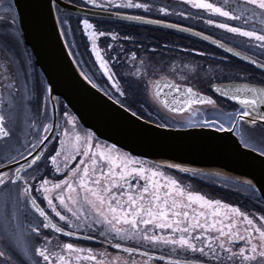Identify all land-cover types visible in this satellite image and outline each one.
Here are the masks:
<instances>
[{"label":"snow or ice","instance_id":"snow-or-ice-1","mask_svg":"<svg viewBox=\"0 0 264 264\" xmlns=\"http://www.w3.org/2000/svg\"><path fill=\"white\" fill-rule=\"evenodd\" d=\"M84 4L94 7H100L105 10L115 6L117 9H143L151 11L152 6L147 3H138L135 0H123V2L114 4V0H105L104 3H98V0H83ZM193 8L203 9L214 13L220 17L230 20H243L244 24L248 23L245 13L252 11L253 16L259 14L264 17V0H244L242 5H237L239 13L232 10H226L222 6H217L209 0H184ZM11 13V5L5 10ZM159 11L168 14V9L160 8ZM119 15V13H117ZM183 15V13H180ZM129 20H140L147 24H162L161 20L145 19L142 16L123 17ZM64 23V22H62ZM83 25L82 31L92 41V53L96 55L103 74L108 80L113 81L112 87L120 96L126 94L119 81L116 79V73L112 72L109 67V60H120L121 55L128 56L130 50L123 47L116 49L113 45L109 48L116 52V56H109L106 60L96 49L95 37L97 34L104 36L105 33L100 31H89L94 28L89 19L85 18L80 21ZM209 25L215 24L220 29H225L229 33L238 34L240 36L254 39L259 42L258 47L264 54V34L256 30H245L244 27L232 26L229 23H217L213 19L207 21ZM169 28H178L180 31H191L188 28H180L176 24L166 25ZM0 30H7L9 42L18 40L15 29V16H0ZM201 35L200 33H195ZM67 35V31L65 32ZM116 39L117 37H113ZM125 40L134 41L132 36H125ZM203 39L208 40L210 37L204 36ZM218 43L217 41H212ZM218 47L224 48L222 42L218 43ZM152 49L151 52H155ZM232 52V48L226 49ZM239 55V53H235ZM203 56L205 53L201 52ZM133 62L137 59V53L131 52ZM152 57L147 59L141 58V66L148 65ZM249 62L256 65L257 68L264 71V62H258L256 59L249 58ZM217 63H222L217 62ZM115 65H113L114 67ZM161 71L168 70L169 74H179L181 79H187L191 73L201 70V66L190 67L187 64L177 66L171 63L161 65ZM209 71L222 72L223 69L213 68ZM85 79L95 88L97 84L85 74ZM145 79L144 75L140 76V83ZM166 83V81H165ZM133 85L130 83L129 88ZM159 83L157 84V88ZM177 91L180 89L175 85ZM50 92V89H44ZM215 91L222 96L230 98L237 102L240 106L233 113H228L227 122L229 123V132H236L239 143L252 152H258L264 157V87H257L244 83L241 86L233 88L221 89L219 85L215 86ZM107 95L108 92L106 91ZM186 99L183 100L180 107L173 110L176 112L183 111L185 108L191 109L192 105H210L216 107L217 101L211 97H205L192 88L184 90ZM111 99V96H109ZM118 103H123L119 100ZM180 103V102H177ZM137 113L132 112L135 116ZM65 117L68 113L64 112ZM66 124H71L72 128L67 127L63 130V136L66 139H60V149L52 151H44L43 145L49 140V136L42 138L37 137L36 143L31 149H27L28 155L19 152L18 149H10L6 153H0V197L6 200L9 197L14 198L12 202L19 207L23 205L25 208L30 206L34 213L38 214L40 220L35 227L31 228L32 233L37 239H43L44 245L37 246L32 249L31 245L24 242L14 233H8L7 240L10 249H21L24 254L32 252L34 264H39L42 258L44 264H70V257H66L63 253L66 249L71 252H83V249L75 248L73 243H66L60 252H56L49 247L51 240L45 235L43 229H54L56 233H62L66 236H73L76 231L88 229L95 232L109 246L127 254V258L116 256L112 258L107 252L101 253V256H107L108 259H98L97 255L92 254V250L88 249L87 259L95 261V264H143V261L134 258L135 255L148 257L152 259L148 251L141 252L139 247L125 246L128 243L136 245H150L153 248L161 246H170L173 251L179 250L187 254H199L200 258L195 261L169 260L168 264H264V214L257 218L242 212L239 208L224 204L223 207L229 210L223 218L219 217L216 209L220 208L221 201L206 199L204 195L187 191L181 186V182L176 178L166 175L159 169L162 167L174 168L182 173L196 174V170L183 167L179 164L152 165L145 167V162L139 161L137 158L128 153H119L115 145L101 146L95 143L94 133L84 131L81 135L76 132L75 117L66 120ZM219 126L220 130H225L223 123L219 120L204 121L205 127L214 125ZM161 126H166L161 125ZM59 125H43L45 132H49L50 128H56ZM74 136L75 143H72ZM11 137L10 131L6 128V116L0 114V139L7 142ZM97 149L94 151L93 149ZM102 149V150H101ZM117 153V154H114ZM17 156L24 160L20 163ZM63 156V160L58 159ZM70 161H78L74 166H70ZM53 167L49 168L48 164ZM15 165V167H13ZM43 165V170L41 166ZM63 171H62V166ZM50 172L60 173L61 176H54L52 179L47 178ZM160 177L161 179H156ZM35 182V183H34ZM247 185L254 188L252 181H245ZM51 187H48V186ZM55 190L54 195H49ZM39 192L42 199L38 203V198L34 193ZM186 197V199H185ZM62 206L67 213L62 214L58 210V204ZM46 202L47 207L51 209L55 217L59 221H63L65 227L69 230L65 232V227H58L57 224L51 223V217L40 204ZM194 204H199L201 209L212 208L210 213L204 210L196 211ZM227 220V223H225ZM243 225L242 231L238 229L237 223ZM143 225V227H141ZM75 230V231H74ZM159 230V232H157ZM87 239L94 238L87 236ZM242 242L243 246H238ZM0 264H8L11 259L6 251H0ZM77 256V259H80ZM161 260L164 257H160Z\"/></svg>","mask_w":264,"mask_h":264},{"label":"flooded vegetation","instance_id":"flooded-vegetation-1","mask_svg":"<svg viewBox=\"0 0 264 264\" xmlns=\"http://www.w3.org/2000/svg\"><path fill=\"white\" fill-rule=\"evenodd\" d=\"M66 1L78 6L91 9L119 13L129 16H142L148 19L161 20L163 22L185 26L210 35L248 55L249 57L256 59L258 62H264V54H262V50L258 47L259 42L255 41L254 39L249 40V38L240 36L238 34L229 33L225 29L218 28L215 24L209 25L207 23L209 19H213L217 23H229L232 26L244 27L245 30H256L261 34H264V17L259 14V10H257V14L255 16H253L251 10L245 13L246 18L248 19V23L244 24L243 20H230L228 18L220 17L203 9L193 8L190 4L185 3L184 0H135V2L138 3L150 4L152 6L151 11H145L143 9L135 8L117 9L115 6L105 10L103 8L94 7L91 5L86 6L83 0ZM104 2L105 0H98V3ZM121 2H123V0H114V4H118ZM209 2L214 3L217 6H222L226 10H232L238 14L239 9L237 8V5H242L244 3V0H209ZM225 2L226 4H224ZM9 5H11V7L14 6L12 0H0V14H3L4 8L9 7ZM165 7L168 9V14L159 11L160 8ZM180 13H183V15H181ZM16 15L17 13L15 10V24H17V30L18 32H20V25L18 19L16 18ZM57 16L64 40L70 50L72 57L76 61L82 73L84 75H88L92 79L93 83L97 84L98 88H100L103 92L107 91V95L111 96L116 101L119 100L123 103L124 106H127L128 108L131 106L136 110H141L145 111L146 113L153 114L154 117H156L155 119L163 125L166 124V126L172 127H188L195 125H204V121L206 119L214 121L218 119L219 123H223L224 128H229L230 125L227 122L226 114L233 113L240 106L216 95L212 89L213 84L227 82L229 80H237L264 86V71L245 61L239 60L196 37L171 29L149 26L131 21L127 22L137 25V28L124 29V27V30L121 31L117 29L105 31L97 28L95 26V23L100 19L107 18L83 17L75 14H70L67 11H57ZM72 17L77 20V24H73L71 20ZM85 18L89 19L90 23L94 25V28L89 31H97V33L103 31L105 33L104 36H100L99 34H97V36L95 37V41L97 51L102 56H104L106 60H109V56H116V52L110 49L109 45H113L116 49L123 47L125 50H130L128 52V56L126 57L124 55H121L119 61H116L115 59L109 60L110 70L117 74L116 79L119 81L122 90H125L126 92L124 96H120L119 93L115 92V88L112 87L113 81L108 80V77L103 74V69L100 68L99 61H97L96 59V55L92 53V41L87 37V34L82 31V34L80 35L78 30H75V27L77 28L78 25H82L80 21ZM81 28L83 29V25L81 26ZM66 31L67 35H65ZM125 36H132L135 38V40H125ZM113 37L117 38L114 39ZM21 39L23 41L22 37ZM4 41L5 40L3 37L0 38V114L6 116V128L10 131L11 137L9 140H7V142L0 139V149H2L3 145H5L6 143L13 141L14 139L16 140L18 131L14 133V130H18L19 127L22 126L23 121H25L26 124L28 123L26 121L27 110H30L31 105L28 101V98L31 97L29 87L30 89L32 87L31 77L17 76V71L20 70V65L22 64V62L20 63V65L14 62L12 54L8 52V47H4ZM152 49H155L156 51L153 53L151 52ZM131 52L137 53V59L135 62H133L131 59ZM201 52L205 53V55H199V53ZM149 56H151L152 59L151 61H149L148 65L141 66L140 59H147ZM170 61L172 64L177 66L187 64L190 67H196L197 65H199L201 66V70L199 72L189 74L187 79H181V76L179 74L172 75L169 74L168 70H160L161 65L168 64ZM221 61L222 63H217ZM24 65L25 64L22 65L23 68ZM29 65L30 66H28V74L31 75V68H34L35 74H39V76H41L36 64V67L32 66L31 64ZM113 65L115 66L113 67ZM213 68H220L223 69V71H209ZM141 75H144L145 79L140 83H136V81L140 80ZM20 78L24 79L25 84H22L23 79ZM40 79L41 77H35L36 104L34 105V108H31V110H34L37 115H33L30 112L31 110L29 111L31 115L30 120H32V129L30 130L29 135L30 145L26 149L21 151L22 153H24V156L28 155L27 149L32 148V145L36 143L37 137L42 138L45 135L49 136L50 138L42 146L43 150L48 152L49 149L46 148L48 145L51 147L50 151H52L55 147L57 150H59L60 139H66L63 136V122H66V120L70 117H75L59 97L52 98L49 92H45L43 90L44 92L40 99L38 95V90L40 89L38 86V80ZM164 79L173 80L177 84L186 85L196 91L198 90L201 93L208 94L214 97L217 101L216 107L213 108L212 106L206 104H194L191 106V109L187 108L181 112H169L155 99L154 94L155 83L159 80ZM15 81L17 82L16 87L22 84L23 100L20 106H23V112H20L19 105L13 102V98L11 95V92L15 89ZM130 83L133 85L131 88H129ZM44 89H47L45 83ZM15 106H17V109L20 112L17 125L12 124L13 121H11V118L14 117L13 110L15 111ZM64 112H67L69 114L68 117H65L63 115ZM45 124L59 125V127L50 128L49 132H45L43 129V125ZM76 125V132H79L81 135L85 130L90 132L89 130L84 128L77 120ZM70 126L72 128L71 124ZM214 127L219 128L218 124L214 125ZM57 129L58 131H56ZM57 136H59V139H57ZM72 142L75 143L74 136L72 138ZM95 143H98L101 146H112L106 142L101 141L97 137H95ZM93 150L96 151L97 149L94 148ZM119 153L125 152L119 150ZM17 159L20 160V163H24V160L19 156H17ZM138 160L145 162V167H150L152 165H166L151 162L145 159ZM75 163H78V161H70V166H74ZM13 167H15V165H13ZM48 167L52 168L53 166L49 163ZM41 169L43 170V165L41 166ZM159 170L163 171L168 176L176 178L181 182V186L184 187L187 191H192L204 195L206 199L221 201L222 206L216 209V211L220 214L217 218H223L225 213H229V210L223 207L224 204L237 207L242 212H245L246 214H249L250 216L257 219L260 215L264 214V201L262 197L259 195L255 187L253 188L247 185L243 180L222 173L209 171H196V174L193 175L192 173L179 172L174 168L162 167ZM54 176H61V174L50 172L47 178L52 179ZM61 178L63 177L61 176ZM156 179L159 180L161 178L157 177ZM48 187L51 186L49 185ZM54 194L55 190L49 193V195ZM34 195L38 198L39 203L40 199H42L40 193L36 192L34 193ZM13 198L14 193L13 197H9L7 200L4 197H0V200L4 199V202L2 201L3 206H13L17 210L18 217L15 218V221L17 222L16 227H18L17 232L21 231L24 236H27L28 238V240L24 239L22 243L26 242L30 244L33 250L37 246H43V239L40 238L38 240L35 234L31 231V228L35 227L37 223L43 218H38V214L34 213V211L31 210L30 206L28 208H25L21 204L19 205V207H17L12 202ZM55 202L58 204V210L61 211L62 214H67L69 216L71 215L70 213H67L62 206H59L58 201ZM40 206L43 207L49 214L52 223L57 224L58 227H65L64 222L59 221V218L55 217V214L52 213L51 209L47 207L46 202L40 204ZM193 207L196 209V211L204 210L205 212L209 213V218L212 219L210 215L213 210L212 208L201 209L199 204H194ZM229 215L231 214L229 213ZM225 223H227V220H225ZM141 227H143V225ZM237 227L242 231L243 225L241 223L238 222ZM68 230L69 229L65 227V232ZM43 232L45 235H48L49 239L51 240V244L49 245V247L53 248L56 252H60L63 245L66 243H73L75 248L84 250L83 252L79 253H69L66 249H64L62 254H64L66 257H70V264H95V261H91L86 258L88 255V249H91L92 254L97 255L98 259H102L105 261L108 259V257L100 255L104 252H107L108 256L112 258H115L118 255L125 259L127 258L126 253L110 247L107 241H105L95 232L88 229L76 231L75 235H80L81 237H76L74 235L66 236L62 233H56L54 229L51 228L43 229ZM157 232H159V230H157ZM90 235L94 238L87 239L86 237ZM1 239L2 237L0 238V251H6L5 249L9 247H6L2 243ZM125 246L139 247L141 252L148 251L152 257L151 260L148 257H142L138 254L134 256L135 259L143 261V264H168L169 260L174 259H188L189 261H195L197 258L206 259L200 258L199 254H184L179 250L173 251L170 246L153 248L150 245L140 246L134 243H128ZM238 246H243L242 242ZM17 250L22 255V258L25 260L26 264H34L33 259L26 257V254L23 255L21 249ZM29 253L30 256L33 255L32 252ZM77 256H80L81 258L77 259ZM162 256L164 257L163 260L160 259V257ZM36 259H39V264H44L42 258L37 257Z\"/></svg>","mask_w":264,"mask_h":264},{"label":"water","instance_id":"water-1","mask_svg":"<svg viewBox=\"0 0 264 264\" xmlns=\"http://www.w3.org/2000/svg\"><path fill=\"white\" fill-rule=\"evenodd\" d=\"M12 1L23 40L29 46L34 61L46 81L47 88L51 90L50 95L52 98H61L75 119L94 133L98 139L115 145L117 149L138 159L160 164H179L196 171L217 172L243 181L250 180L264 200V157L258 152L244 148L239 143L236 132H229L228 128L222 131L220 128L204 125L161 126L137 114L133 116L131 110L122 107L113 98L110 99L109 95L98 87L94 88L85 79V75L70 53L61 32L57 11H67L83 17L125 20L171 29L196 37L249 64H251L249 62L251 57L210 35L181 25L178 26L191 31L183 32L178 28H169L166 25L172 23L168 22L147 24L140 20H129L123 18L129 15H118L113 12L82 7L66 0ZM204 36L210 39L205 40ZM213 40L218 43L222 42L224 48L218 47V43H213ZM228 48H232L233 51H226ZM244 83L264 87L249 82L229 80L213 84L212 89L219 97L238 105L236 101L216 92L215 86L219 85L221 89H224L238 87ZM172 84H175L180 91H177L176 87H169ZM186 88L189 87L177 84L170 79L159 80L154 85L155 99L169 112H176L173 109L180 107L186 99L184 95ZM201 94L215 100L208 94ZM74 236L81 237L80 235Z\"/></svg>","mask_w":264,"mask_h":264},{"label":"rangeland","instance_id":"rangeland-1","mask_svg":"<svg viewBox=\"0 0 264 264\" xmlns=\"http://www.w3.org/2000/svg\"><path fill=\"white\" fill-rule=\"evenodd\" d=\"M224 4H226V2ZM7 8L8 7L4 8V13L0 14V16H9V21H10V17L12 15L15 16V8H14V6H12L11 7V13H8V12L6 13L5 10ZM16 18L18 19L17 15H16ZM17 28H18L17 24H15V29H17ZM18 33H20V34H18ZM16 36L18 37V40H12L11 42H9L7 30H0V38H2V37L4 38V40H5L4 41V47L5 46L8 47V52H10L12 54L14 62L16 64H19V65L22 62V64L20 65L21 66L20 70L17 71V76L31 77V80H32L31 86L32 87H31V89L29 87L30 94H31V95L30 94L29 95L31 97L28 98V101L31 104L30 105V110H31V108H34V105L36 104V100H35L36 99L35 77H39V74H35L34 68H31L32 74L31 75L28 74V66H30L29 64H31L34 67H36V66H35V63L32 59V55L28 49V46L25 45L21 39V37H22L21 36V30H20V32L17 31ZM17 49H18V51H17ZM17 52H18V56H17ZM23 64H25L24 68L22 67ZM20 79H23V78H20ZM22 84H25L24 79H23ZM38 107H39V103H38ZM30 112L33 115L35 114V116L37 115L34 112V110L33 111L31 110ZM147 115L154 117V115L151 113H147ZM154 118H156V117H154ZM31 122H32V120H30L26 124L25 121H23L22 126L19 127V129L17 130L18 134H17L16 140L14 139L13 141H10V142L6 143L5 145H3L2 149H0V153H6L10 149H18L19 152L26 149L30 145L29 135H30V130L32 129ZM57 139H59V136H57ZM58 143H59V141H58ZM56 146H57V143H56ZM55 149H56V147H55ZM62 160L63 159H58V162H61ZM2 201L4 202V199L0 200V238L3 237V234L8 235V233H14L20 238L21 242H23L24 239L28 240L27 236H24V234L21 231L17 232L18 227H16L17 222L15 221V218L18 217L17 210L13 206H9V205H7L8 207L6 205L3 206ZM23 255H24V253H23ZM26 257H30V253L26 254ZM8 263L10 264V260L8 261Z\"/></svg>","mask_w":264,"mask_h":264},{"label":"bare ground","instance_id":"bare-ground-1","mask_svg":"<svg viewBox=\"0 0 264 264\" xmlns=\"http://www.w3.org/2000/svg\"><path fill=\"white\" fill-rule=\"evenodd\" d=\"M73 24H77V20L72 17L71 18ZM126 22V23H125ZM77 26V25H76ZM82 25H78V27L76 28L75 27V30H78L79 34L81 35L82 34V28H81ZM95 26L97 28H100L101 30H105V31H109V30H112V29H117L119 31L121 30H124V29H129V28H137V25H134V24H131L130 22H127V21H116V20H109V19H100L98 20L96 23H95ZM125 27V28H124ZM124 28V29H123ZM78 39V38H77ZM41 77V81L38 80V86H39V90H38V95L41 99L42 97V94H43V90H44V83H45V79L43 76H39ZM16 82V81H15ZM17 82L15 83V89L11 92V95H12V98H13V102H15V104L19 105L20 107V112H23L24 110H22V107L23 106H20V104L22 103V100H23V95H22V84H20L19 86H17ZM14 109V108H13ZM29 109L27 110V119L26 121L29 122L31 117H30V113H29ZM19 110L17 109V106H15V111L13 110V118H11V121L12 124L14 125H17L18 124V121H19ZM56 120V119H54ZM64 124V127H67L68 129H71V126L70 124H66V122H63ZM62 124V125H63ZM58 131V129L56 130ZM17 130L15 129L14 130V133H16ZM96 137V136H95ZM73 143V142H72ZM47 149H51V147L48 145L46 147ZM59 159H63V157L61 156ZM2 243L6 246V247H9L8 246V240H7V235H4L3 234V237H2ZM7 254L11 257L10 259V264H26L25 260L22 258V255L19 253V251L16 249V250H13V249H10V248H7L5 249ZM0 260H3L0 258ZM9 264V263H8Z\"/></svg>","mask_w":264,"mask_h":264},{"label":"trees","instance_id":"trees-1","mask_svg":"<svg viewBox=\"0 0 264 264\" xmlns=\"http://www.w3.org/2000/svg\"><path fill=\"white\" fill-rule=\"evenodd\" d=\"M212 48V47H211ZM29 49V48H28ZM215 50V49H214ZM30 51V49H29ZM136 98V97H133ZM132 111H135L139 116L143 117L144 119L154 122V123H159L154 117H151L149 115H147V113L145 111H141V110H136L133 107H129Z\"/></svg>","mask_w":264,"mask_h":264}]
</instances>
